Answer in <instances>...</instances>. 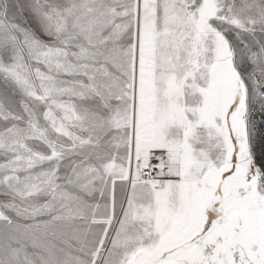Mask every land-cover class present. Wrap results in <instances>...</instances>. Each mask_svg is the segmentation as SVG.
Returning <instances> with one entry per match:
<instances>
[{"label": "snow or ice", "instance_id": "6c2138e0", "mask_svg": "<svg viewBox=\"0 0 264 264\" xmlns=\"http://www.w3.org/2000/svg\"><path fill=\"white\" fill-rule=\"evenodd\" d=\"M0 264H264V0H0Z\"/></svg>", "mask_w": 264, "mask_h": 264}]
</instances>
